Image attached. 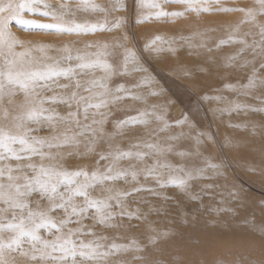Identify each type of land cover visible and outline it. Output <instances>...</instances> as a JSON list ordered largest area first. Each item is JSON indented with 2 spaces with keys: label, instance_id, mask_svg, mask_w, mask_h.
I'll return each instance as SVG.
<instances>
[{
  "label": "rangeland",
  "instance_id": "rangeland-1",
  "mask_svg": "<svg viewBox=\"0 0 264 264\" xmlns=\"http://www.w3.org/2000/svg\"><path fill=\"white\" fill-rule=\"evenodd\" d=\"M29 1L0 0L5 102L37 103L21 135L0 111V264H264V0ZM130 102L152 142L130 143L148 126ZM158 205L194 232L156 260L139 211Z\"/></svg>",
  "mask_w": 264,
  "mask_h": 264
},
{
  "label": "bare ground",
  "instance_id": "bare-ground-1",
  "mask_svg": "<svg viewBox=\"0 0 264 264\" xmlns=\"http://www.w3.org/2000/svg\"><path fill=\"white\" fill-rule=\"evenodd\" d=\"M3 1V0H2ZM167 2H175L177 0H166ZM178 1H186V2H194V0H178ZM32 4L31 1L29 0H21V3H19L17 5V12L18 13H25V14H35V8H31L30 5ZM34 5V4H33ZM3 46H8L7 44H4L2 42ZM9 47V46H8ZM13 51V50H12ZM5 85L2 82V80H0V111H1V115L4 116V118L7 119L9 124V127H13L14 134L17 135H21L24 134L25 129L23 130L21 127V119H30L32 118L30 113H27V111L29 110H34L35 108H37L36 104L34 103L32 98H26L25 100H15L14 98V93L13 92H8V96L10 97V102L7 104L5 102L6 97L5 95V91L4 89ZM30 89H33L32 85L29 87ZM56 97H60V96H64V93L61 92L60 88L59 90H56L55 93H53ZM44 96H46L44 94ZM83 99L79 100V102L81 104H83ZM100 105H108V104H112L113 106H118V104L114 103V102H107V101H103V102H97ZM115 104V105H114ZM128 106H130L131 108H135L138 109L140 112H142V115L140 117L141 122H145L147 121V119L149 120L151 117L149 116V113L146 112L147 107L151 106L149 102L144 103V109H141L140 105L135 103V102H130L127 104ZM35 107V108H34ZM58 115V114H57ZM59 116V115H58ZM153 120V119H152ZM159 123L163 126V122L161 120V118L158 119ZM148 126L145 129V132H138L135 136H133L130 140V143L133 145H137L140 144L143 141H147L153 137V135L157 136L159 133V130L156 126L154 125H150L149 122L146 123ZM43 128V127H42ZM164 130V128L162 129ZM102 128L98 129V132L102 133ZM161 133H163L164 131H161ZM103 137V136H101ZM62 140H64V137L62 138ZM152 142V141H151ZM109 144H111V139L108 136H105L101 139H99L98 141V147L99 148H103L105 146H108ZM156 145V144H155ZM160 154L159 157H154L153 160V164L160 168V167H164V168H168L172 165V161L176 158V155L174 153H170V152H166V151H161V149H159V147L156 148ZM160 150V151H159ZM42 166L41 168H48L47 165ZM24 168V167H23ZM22 176V174H21ZM30 176V175H29ZM32 176V175H31ZM20 182L26 181L27 177H19L17 178ZM30 180V179H29ZM28 180V181H29ZM173 181V179L168 180V182ZM145 186L148 185V182H145L144 184ZM153 188V187H151ZM128 193V188H122V189H116L114 187L107 189L105 191H101L97 194V198H100L102 200V204L105 205L107 204V202H109L110 200H115V201H121V199L126 198ZM155 194H157L161 200L162 197L165 196L167 193H164L163 191L161 193H159L158 191L155 192ZM168 195V194H167ZM160 200V199H159ZM160 204V203H159ZM48 210V208L46 209ZM135 211V210H134ZM162 214V219L158 220L157 218H153L152 215L153 214ZM139 214L143 215V217L140 220V225H141V230L142 232L150 239V241H152L153 245H152V252H153V256H155L154 258L157 260L158 258L161 259H166V256L169 255H173L174 252L182 250L183 248L186 249H190L191 246V241L188 239V237L192 236L190 235L191 233L193 234V226L191 225V221L190 220H184V217H182L181 220H175V214H170L167 213L166 210L162 207H160V205L158 206H154L151 207L150 209H144L143 211H139ZM153 218V219H152ZM118 231H120L125 239H129L130 242H134L133 239H136V235H134L133 233H131L129 230H127L125 225H121L120 227L117 228ZM238 229L237 227L235 228L233 234H240L243 233L244 235H247L245 233V230H236ZM117 230L113 231L116 232ZM199 231H203L204 233H209V231H207L206 229H201ZM119 232V233H120ZM176 233L179 234H183V239H177L178 236ZM187 237V238H186ZM161 240L160 242H155L157 240ZM136 242V241H135ZM227 244V246L232 247L233 249L242 251L243 249H251L253 247H256L260 244H262V242H260L258 239H255L253 237L251 238H245L243 241H241L240 243H233L230 239H227V241H225ZM207 246L210 247V245H214L216 246V244L214 243H208L206 244ZM264 246V245H263ZM171 263H174L172 260H170Z\"/></svg>",
  "mask_w": 264,
  "mask_h": 264
}]
</instances>
